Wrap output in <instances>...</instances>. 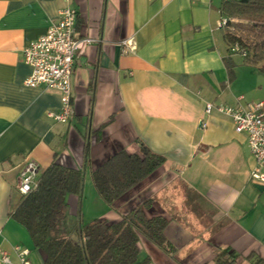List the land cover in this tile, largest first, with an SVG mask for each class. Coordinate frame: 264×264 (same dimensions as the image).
I'll list each match as a JSON object with an SVG mask.
<instances>
[{
  "label": "crops",
  "instance_id": "0c3cea01",
  "mask_svg": "<svg viewBox=\"0 0 264 264\" xmlns=\"http://www.w3.org/2000/svg\"><path fill=\"white\" fill-rule=\"evenodd\" d=\"M222 2L0 0V225L19 201L27 162L37 164V178L53 163L83 170L92 196L91 171L119 150L136 153L141 143L164 163L110 207L96 194L103 206L90 221L115 223L135 207L163 217L167 251L140 237L145 264H224L225 252L234 264H264V185L250 179L255 161L246 135L214 109L235 107L239 97L242 104L264 102V73L262 63L228 54L216 27ZM66 4L77 11L75 38L97 43L75 60L72 118L62 124L47 117L59 112L60 92L24 85L31 69L23 49ZM127 39L134 49L123 54ZM90 212L86 201L67 197L69 221Z\"/></svg>",
  "mask_w": 264,
  "mask_h": 264
},
{
  "label": "trees",
  "instance_id": "16d2710c",
  "mask_svg": "<svg viewBox=\"0 0 264 264\" xmlns=\"http://www.w3.org/2000/svg\"><path fill=\"white\" fill-rule=\"evenodd\" d=\"M220 12L249 23L237 26L246 33L242 39L249 42V57L245 60L262 63L259 69L264 73V0H223ZM224 38L226 43L231 40ZM224 63L231 76L232 61L225 58ZM84 153L88 163V145ZM163 163L162 156L140 143L136 153L119 150L91 171L92 185L99 199L110 207ZM84 183L83 170L53 163L39 174L36 187L19 197L10 213V219L27 232L42 264H145L146 259H138L140 237L167 251L163 235L166 220L148 218L140 207L121 215L115 223L98 219L84 223L80 214L70 222L67 197L75 195L81 203ZM225 254L230 259L224 264H234L233 256Z\"/></svg>",
  "mask_w": 264,
  "mask_h": 264
},
{
  "label": "built area",
  "instance_id": "2783aa9c",
  "mask_svg": "<svg viewBox=\"0 0 264 264\" xmlns=\"http://www.w3.org/2000/svg\"><path fill=\"white\" fill-rule=\"evenodd\" d=\"M77 11L66 4L58 12V19L51 23L46 33L23 49L24 63L31 69V73L24 80V85L29 88L44 87L60 92L61 108L59 112H48L47 117L55 122L67 124L72 118L71 108V76L75 60L78 55L97 40L85 36L75 38V22ZM249 24L246 21L235 20L221 15L216 27L224 36L231 40L227 43L229 55H237L242 59L249 57V42H245V31L237 26ZM122 53L129 54L134 47L131 40L120 43ZM235 107L207 105L205 112L208 114L213 108L219 113L228 116L237 134H245L247 143L255 165L250 172L253 183L264 185V102H252ZM38 168L32 161L27 162L22 168L16 191L19 197L28 195L37 185ZM12 252L19 264H31L30 251L14 246ZM0 264H12L9 255L0 251Z\"/></svg>",
  "mask_w": 264,
  "mask_h": 264
},
{
  "label": "rangeland",
  "instance_id": "374dc122",
  "mask_svg": "<svg viewBox=\"0 0 264 264\" xmlns=\"http://www.w3.org/2000/svg\"><path fill=\"white\" fill-rule=\"evenodd\" d=\"M233 19L239 20L237 18H233ZM234 60L236 61L240 60V57L239 56L235 57ZM88 185L89 184L87 183V186ZM84 190H83L82 200L84 203L86 201V204H90V211H91L90 214L82 216L83 222L87 223L90 221V219L97 217L101 213L100 207L103 206V204L101 203V201H99L94 189H92L93 190L92 196L89 195L88 191H84ZM70 222H73V220ZM14 246H20L21 248L28 249L30 251L29 261L31 264H41L37 251L35 250L32 241L28 236L27 232L25 231V229L15 221H13L12 219H8L6 222L0 225V251L8 253L10 262L12 264H19L12 252V248Z\"/></svg>",
  "mask_w": 264,
  "mask_h": 264
}]
</instances>
